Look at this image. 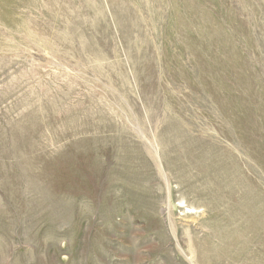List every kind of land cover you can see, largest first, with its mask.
<instances>
[{
    "label": "rangeland",
    "instance_id": "obj_1",
    "mask_svg": "<svg viewBox=\"0 0 264 264\" xmlns=\"http://www.w3.org/2000/svg\"><path fill=\"white\" fill-rule=\"evenodd\" d=\"M0 264H264V0H0Z\"/></svg>",
    "mask_w": 264,
    "mask_h": 264
}]
</instances>
